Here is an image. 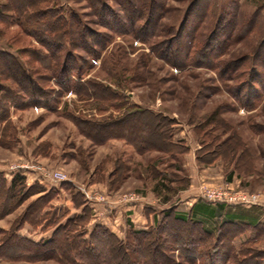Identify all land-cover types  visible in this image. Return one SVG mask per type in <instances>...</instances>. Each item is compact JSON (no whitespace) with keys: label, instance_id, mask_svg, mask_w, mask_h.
Listing matches in <instances>:
<instances>
[{"label":"rangeland","instance_id":"rangeland-1","mask_svg":"<svg viewBox=\"0 0 264 264\" xmlns=\"http://www.w3.org/2000/svg\"><path fill=\"white\" fill-rule=\"evenodd\" d=\"M105 1L119 19L124 20L120 7L112 0ZM192 1L168 0L162 23L177 30ZM6 2L0 0V17H6L1 12ZM52 2H55L54 10L64 17L73 13L90 30L107 35V46L92 62L91 69L81 79L73 76L74 73L69 78L100 83L116 95L107 102L82 99L73 91L62 92L56 78L46 81L40 78L37 79L40 86L48 89L45 97H28L19 103L21 106L10 105L9 122L0 126V182L9 185L14 177L20 176L23 185L29 188V195L0 217V246L9 239L6 246H1L0 264H84V260L86 264H145L143 259L135 262L137 256L130 253L135 245V234L143 231L155 240L147 244L148 261L155 259V244H160L166 236L162 230L175 224L169 218L173 215L165 216L171 213L190 217L189 210L184 212L187 201H195L194 205L202 202L216 206L210 220L199 221L215 235L218 227L228 219L235 223L264 224L262 207L211 203L200 197L208 190H241L264 199V71L261 65L264 63V8L256 33L231 46L224 57L225 60L250 57L255 49L263 48L261 58L255 62L257 76L251 80L253 88L248 94L239 95L229 89L234 83L220 80L215 70L171 67L155 56L152 43L139 41L130 34L118 35L101 26L85 0ZM231 2L236 3L243 19L258 5H264V0H217L216 18L223 15V7L228 9ZM6 15L10 17L9 13ZM9 21L11 23L0 22V52L20 59L28 70L43 72L40 64L30 57V53L41 48L40 44L34 37L24 34L13 20ZM206 25L211 28L210 24ZM225 33L222 24L218 29V43L214 42V52ZM86 37L90 38L88 34ZM179 42L169 49L176 48L183 57L188 46L187 30L179 37ZM69 50L86 57L82 52ZM252 67L250 59L240 72L247 73ZM12 68L14 71L9 68L10 71L18 75L16 68ZM3 84L11 85L6 81ZM258 94L261 98L252 102ZM134 107L156 115V119L147 115L139 118L149 124L148 139L164 147L168 137L174 144L169 149L172 152L164 153L162 149L138 154L133 146L119 139L96 144L83 136L75 125L74 119L104 120L132 111ZM227 137L229 139L222 142ZM220 141L222 146L218 149ZM54 172L63 173L65 178H53ZM17 197L12 205L19 202L20 196ZM132 197H137V201L124 200ZM4 203L5 199L0 197L2 214L9 209L8 205L2 208ZM131 206H138L140 216L151 219L144 225L138 222ZM67 221L73 227L69 235L76 249H72V254L62 257L50 248L44 250L45 255L40 254L44 249L40 250V241L50 239L54 229L65 227ZM185 223L182 230L192 228L196 232L190 222ZM100 229L114 237V241L102 239L105 245H112L114 260L107 247L97 245L92 253L85 252L91 246L90 236H99ZM175 230L170 231L172 239L180 236ZM255 233L256 228L251 227L236 231L231 245L236 250L243 247L264 252V234L255 239ZM19 239L24 241L17 242ZM117 242L128 248L129 260L116 246ZM10 246H14L12 251L8 249ZM202 249L210 251L206 247ZM78 251L88 256H75ZM162 251L171 257L172 264H202L197 259L191 262L193 256L182 249L164 248Z\"/></svg>","mask_w":264,"mask_h":264},{"label":"trees","instance_id":"trees-1","mask_svg":"<svg viewBox=\"0 0 264 264\" xmlns=\"http://www.w3.org/2000/svg\"><path fill=\"white\" fill-rule=\"evenodd\" d=\"M112 1L120 7L124 20L119 19V16L108 7L105 0H85L90 8L93 9L97 22L101 26L110 29L118 35L130 34L139 41L152 43V50L155 56L171 67L184 69L195 66L215 70L220 80L234 83L229 89L239 95L248 94L249 90L253 88V81L251 80H254V77L257 76L254 69V67L256 68L255 62L261 58L263 48L255 49L250 57L243 56L236 60H225L224 57L228 55V50L231 46L244 41L249 35L256 33L260 25V12L264 5H258L248 18L243 19L244 17L241 18L236 3L231 2V6L228 9L225 6L223 7V15L216 18L218 15L217 0H193L185 12L184 20L178 29L174 30V28L167 27L162 23L165 19L167 11L165 6L168 0H138L137 3H133L132 0ZM54 7L55 2L53 3L52 0H7L1 6V12L6 17L1 16L0 22L4 23L7 20V22L11 23L9 19L13 20V23H16L24 34L34 37L40 44L41 48L30 53V57L40 64L43 72L36 73L31 69L28 70L25 63L20 61V59L0 52V126L9 122L10 105L14 103L18 105L28 97L39 99L47 95L48 89L41 87L37 80L40 78L45 81L50 78H56L62 92L73 91L82 99L92 98L95 101L107 102L116 95L111 89L100 83L88 79L80 82L69 78L74 73L73 76L81 79L82 75L91 69L92 62L99 57L100 51L107 46L105 39L107 35L98 34L90 30L73 13L67 18L64 17V15L54 10ZM6 13H9L10 17ZM107 16H111L112 19H107ZM141 17L144 18L142 19ZM209 18L215 21L214 24ZM206 24H210L211 28H206ZM222 24H224L226 33L223 35L220 46L214 52V42L218 36V29L221 28ZM185 30H187L188 35V46L183 53V57H181L176 48L174 50L169 48L176 46L179 42V37L183 35ZM87 34L90 38L86 37ZM69 49L82 52L86 57L75 55ZM24 53L28 55L27 52ZM250 59L253 60V67L249 69V72L242 74L240 68L247 64ZM262 61H264V58ZM261 65L263 72L264 63L262 62ZM12 67L16 68L19 72L18 75L10 71L9 68L14 71ZM247 76L249 78L245 82ZM134 78L139 77L134 76ZM4 81L11 83V85L3 84ZM260 95H256L252 102L259 100L261 98ZM245 105L250 106L248 104ZM140 115H147L153 119L157 118L151 112L134 107L132 111H125L120 116H110L104 120H85L82 118L74 120L79 132L96 144H103L111 139H119L133 146L138 154L161 151L162 149L163 151L161 152L164 153L172 152L169 149L173 148L174 144L168 137L164 140V147L148 139L151 130L149 124L141 121ZM132 132L134 135H132ZM141 133H144V136ZM226 139L229 138H225L222 142H226ZM221 146L222 143L218 146V149ZM22 180V177L16 176L9 185L5 181L0 182V197L5 199L2 208L9 206V209L5 212L3 211V214L2 212L0 213V217L11 212L22 199L29 195V188L27 189L23 185ZM18 195L20 196L19 202L12 205V201L16 200ZM75 206L78 207L77 203ZM219 207L222 208V205ZM171 215L173 216L169 217ZM212 215V210L206 207L194 209L190 217L168 213L165 217L172 218L175 224L162 230L166 236L160 244H155L157 249L155 259L153 258L149 262L147 256V244L153 243L155 240H151L149 233L143 231H137L135 234L137 235L133 241L135 245L130 250V253L134 257L135 255L137 256L134 259L135 262L143 259L145 264H172L173 260L171 257L162 251L164 248H169L171 251L182 249V251L193 256L190 258L191 262L197 259L201 260L202 264H264V252L246 250L243 247L236 250L231 245V240L236 235L235 232L247 227L256 228L254 238L258 239L259 236L264 234V224L235 223L233 219H228L218 227L215 235L214 232L200 223L201 221L210 220ZM193 218L198 220V222L193 221ZM187 221L196 228V232L192 228L188 229V231L182 230ZM174 229L180 232V236L172 239L173 235L170 234V231ZM72 230L73 227L70 221H67L65 227H56L50 239L40 241V250L44 248L43 252L40 251V254L45 255L46 251L44 250L48 248L59 252L62 257L72 254V249H76L73 237L71 238L69 235ZM61 232L63 233L61 234ZM106 233L105 230L100 229L99 236L92 234L90 236L92 240L91 246L89 251L85 252L92 253L98 248L96 246L99 245L101 248H109V250H106L109 252L110 258L113 259L112 245H105V240L102 239L106 237L114 241L112 239L114 237ZM162 234H159V236H162ZM213 238H215L214 241ZM22 241L24 239H19L17 242ZM7 242H9V239H5L2 242V248L6 246ZM1 246L0 251L2 250ZM116 246L125 252L126 259L128 258L129 260L128 248H124L123 244H119V242L116 243ZM13 247H8L9 251H12ZM202 247H206L210 251L205 252ZM80 251H84V249ZM210 252H213L214 255H211ZM215 254L217 258H215ZM75 256L86 258L88 255L84 256L78 251ZM83 263L86 264V261L84 260Z\"/></svg>","mask_w":264,"mask_h":264},{"label":"built area","instance_id":"built-area-1","mask_svg":"<svg viewBox=\"0 0 264 264\" xmlns=\"http://www.w3.org/2000/svg\"><path fill=\"white\" fill-rule=\"evenodd\" d=\"M52 177L57 180H63L65 178L64 174L61 172H54L52 173ZM206 201L215 203L221 202L225 204L231 205H242V206H255V207H262L264 208V200L258 194L254 193H247L241 190H234V191H204L203 194L200 196ZM137 197L132 198H124L126 201H137Z\"/></svg>","mask_w":264,"mask_h":264},{"label":"crops","instance_id":"crops-1","mask_svg":"<svg viewBox=\"0 0 264 264\" xmlns=\"http://www.w3.org/2000/svg\"><path fill=\"white\" fill-rule=\"evenodd\" d=\"M194 202L195 201H187V202H185V204H186V208L184 209V212H186L187 210H189V213H191V215L193 214V210L194 209H196V208H199V207H206V208H208V209H211L212 210V214L214 213V210H215V208H216V206L215 205H211V204H205V203H202V202H198V203H196L195 205H194ZM74 208H76L75 206H73ZM138 206H131V209L133 210V211H135V215L138 217V222H140V223H142L143 225L147 222V221H149V219H151L150 217H143V216H140V212L138 213V211H137V208Z\"/></svg>","mask_w":264,"mask_h":264}]
</instances>
